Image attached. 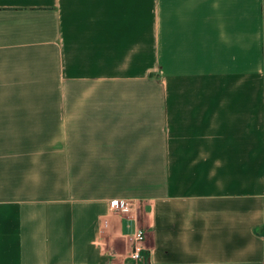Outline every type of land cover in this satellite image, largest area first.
I'll list each match as a JSON object with an SVG mask.
<instances>
[{
	"label": "crops",
	"instance_id": "0c3cea01",
	"mask_svg": "<svg viewBox=\"0 0 264 264\" xmlns=\"http://www.w3.org/2000/svg\"><path fill=\"white\" fill-rule=\"evenodd\" d=\"M0 264H264V0H0Z\"/></svg>",
	"mask_w": 264,
	"mask_h": 264
},
{
	"label": "built area",
	"instance_id": "2783aa9c",
	"mask_svg": "<svg viewBox=\"0 0 264 264\" xmlns=\"http://www.w3.org/2000/svg\"><path fill=\"white\" fill-rule=\"evenodd\" d=\"M132 203L129 200H114L110 202V208L115 212L120 213H129L131 212ZM134 240V248L130 255V258L135 263L143 262L144 260V248H145V240L146 234L142 229H136L132 234ZM100 244V242H98Z\"/></svg>",
	"mask_w": 264,
	"mask_h": 264
}]
</instances>
